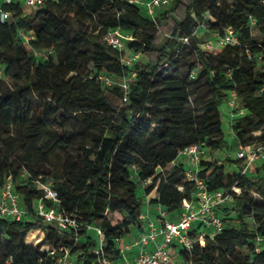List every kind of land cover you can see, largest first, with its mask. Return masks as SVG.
I'll list each match as a JSON object with an SVG mask.
<instances>
[{"label":"trees","instance_id":"16d2710c","mask_svg":"<svg viewBox=\"0 0 264 264\" xmlns=\"http://www.w3.org/2000/svg\"><path fill=\"white\" fill-rule=\"evenodd\" d=\"M3 9L14 22L0 20V194L11 179L28 216L18 222L0 215V264H57L61 247L72 264L125 262L119 242L145 220L139 187L146 197L155 194L150 205L176 218L195 186L182 164L166 169L187 148L203 155L227 148L220 106L231 91L245 110L230 127L238 149L264 146V65L256 60L264 57V0H171L153 18L127 0H55L33 13ZM204 13L211 30L222 36L231 29L239 45L205 48L197 35ZM74 20L90 24L75 29ZM113 30L131 37L128 52L140 55L131 66L105 41ZM22 32L33 39L26 42ZM43 51L52 53L37 55ZM207 154L194 177L209 191L231 193L221 209L224 229L190 253L170 248L185 264H264V175L256 170L254 182L236 157L238 172L226 173ZM38 183L52 185L57 208L81 222L78 233L38 215ZM99 233L104 256L96 253Z\"/></svg>","mask_w":264,"mask_h":264},{"label":"built area","instance_id":"2783aa9c","mask_svg":"<svg viewBox=\"0 0 264 264\" xmlns=\"http://www.w3.org/2000/svg\"><path fill=\"white\" fill-rule=\"evenodd\" d=\"M55 0H0V20L2 22L13 23L14 18L11 12L5 11L3 5L21 6L27 13H33L36 9L45 3ZM129 4L139 6L147 11V14L153 18L157 10L168 7L171 0H127ZM7 16L5 19L4 16ZM21 36L26 42L33 39L32 33L22 32ZM131 39L129 35L122 37L120 30H113L107 33L105 41L112 48L125 52L122 62L126 66H131L140 58L139 54H131L128 52L126 40ZM234 46L239 45L238 38L231 29L224 32L222 36L217 35L216 46ZM211 49L212 46H207ZM52 51L38 52L37 55L47 58ZM251 59V56L248 55ZM259 64L264 65V57L256 56ZM4 78L3 69L0 68V80ZM100 79L106 84L111 85L114 82L107 76H100ZM127 89V84H122ZM228 121L232 122L245 114V110L241 107L237 94L231 91L226 102ZM230 124V125H231ZM186 159L194 164H198L203 151L199 147L193 146L187 148L182 153ZM237 159H242L247 166L256 162L260 157H264V146H250L239 148L235 153ZM189 181L194 182L195 192L191 199L183 200L181 208L176 215L177 220H169L162 211L156 220L148 219L142 234L133 244L122 245L119 242L122 254L126 255L131 250L138 251L134 264H185L180 259L176 250L170 248L175 243L177 246L190 253L194 246L198 243L203 246L206 238H212L222 232L224 222L222 219L221 209L224 205L232 201V195L225 190L209 191L206 185L191 177ZM41 189L44 198L39 200L36 205L38 215L48 223H54L62 231H72L78 233L81 228V222L72 216H67L61 212L56 204L59 202L58 193L53 189L51 184H42ZM237 192L236 189H232ZM51 205H49V204ZM0 215L10 218L14 221H23L27 218L28 212L23 208L20 196L15 192V187L11 179H9L0 194ZM192 234V235H191ZM100 235V245L97 254L104 256L102 233ZM152 246V251L147 248ZM48 254L55 255L56 251L48 247ZM62 255L58 258L57 264H72L69 256V250L65 247L60 248ZM101 264H113L110 260L102 258Z\"/></svg>","mask_w":264,"mask_h":264},{"label":"rangeland","instance_id":"374dc122","mask_svg":"<svg viewBox=\"0 0 264 264\" xmlns=\"http://www.w3.org/2000/svg\"><path fill=\"white\" fill-rule=\"evenodd\" d=\"M229 2H231L232 0H228ZM241 1V0H239ZM210 17L207 13H204L202 15V19L199 22V30L197 32V35L199 36V38L201 39L202 43L204 44V47L207 48V46H215L217 44V35L218 33L216 31H213L210 29L209 26V22H210ZM90 24V22H79V21H73V25L75 27V29L77 28H81V27H86ZM251 36H253V38H255V41L258 43H262V37L259 35L258 30L255 28L254 25H251ZM184 43H186L184 41ZM92 68V66H91ZM168 71H170V69L168 68ZM11 85V83H10ZM220 112H221V120H222V124H223V131L225 134V142L227 144V148L224 149L223 151L220 152H213L211 154H207V150H205V155L207 154V158L209 159H213L215 160L218 164H222L224 165L225 168V172L229 173V174H233L238 172V166L235 163V153L238 151V147H239V143L236 140L234 134L232 133V131L230 130L231 128V123L229 121H227L226 117H225V113H226V100L221 104L220 106ZM205 155H203L202 158H206ZM187 160V163H186ZM264 161V157H260L257 162L252 163L250 166H247V168L245 167V173L249 174L250 176H252L253 181L254 182H258L259 179L258 177L255 178V171L257 170L259 172L258 175L262 176L264 175V171H262V164L261 162ZM182 164V169H183V173H184V178L186 181H189L191 177H194L197 171V165L192 163V161H190L189 159L184 158V156L181 154L178 157V161L167 167L166 171L167 172H172L174 169H176V166H179L180 164ZM177 164V165H176ZM28 176L27 173L23 174V178H26ZM144 186L145 185H141L139 187L138 190V194L140 196H143L144 198H146V200H151V198L155 197L154 193H151V195L149 197L145 196L144 193ZM37 188L40 189L41 185H39V183L37 184ZM22 202V200H21ZM159 210H161L159 208ZM162 211V210H161ZM137 240V237H134L132 239H130L128 242V244H133V242H135ZM38 244V243H37ZM37 244H33V245H37ZM123 245V244H122ZM257 245L259 248H261V242L257 241ZM48 247L49 246H43L40 248L41 252L47 253L48 251ZM52 250V247H49V250ZM133 255H135V252L132 253ZM131 254V255H132ZM131 255H126L128 260L131 261V264H134L136 257L131 256ZM125 256V257H126ZM124 257V258H125ZM122 264V263H121Z\"/></svg>","mask_w":264,"mask_h":264},{"label":"crops","instance_id":"0c3cea01","mask_svg":"<svg viewBox=\"0 0 264 264\" xmlns=\"http://www.w3.org/2000/svg\"><path fill=\"white\" fill-rule=\"evenodd\" d=\"M225 117H226V119H227V121H228L227 107H226ZM186 163H187V160H186ZM171 165H173V164H171ZM169 166H170V165H169ZM160 212H162V211L159 210V207H156V206H152V205H150V200H146V202H145V206H144V210H143V214H144V217H145L143 227H142L141 229L133 228V229L131 230V233H130L128 236H126L124 239L121 240L122 244H123V245H126V244L130 243V242H128L130 239H132V238H134V237H137V238H138V237L142 234L143 229H144V227L146 226L147 220H148V219L156 220V219L158 218ZM167 218H168V216H167ZM169 220H170V219H169ZM174 220H177V218H174L173 221H174ZM37 231H39V232L42 233V235H43V236H42V240H43V239L45 238V234H44V232H43L42 230H37ZM31 232H32V231H31ZM152 249H153L152 246H150L149 248H147V250H148L149 252H151ZM133 252H135V255L132 254ZM131 254H132V255H131ZM137 254H138L137 249H136V250H131V251H129V252L126 253V255H131V256H133V257L135 256L136 258H137ZM126 255H125V256H126ZM122 264H131V261H129L128 258H127V256H126V257H125V262H123Z\"/></svg>","mask_w":264,"mask_h":264},{"label":"clouds","instance_id":"9594fccd","mask_svg":"<svg viewBox=\"0 0 264 264\" xmlns=\"http://www.w3.org/2000/svg\"><path fill=\"white\" fill-rule=\"evenodd\" d=\"M4 18L6 19V18H7V16L5 15V16H4Z\"/></svg>","mask_w":264,"mask_h":264}]
</instances>
